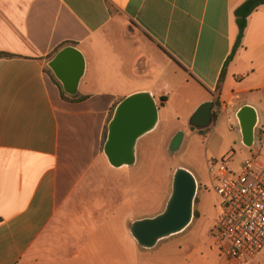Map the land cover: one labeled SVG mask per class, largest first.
<instances>
[{
  "label": "crops",
  "instance_id": "0c3cea01",
  "mask_svg": "<svg viewBox=\"0 0 264 264\" xmlns=\"http://www.w3.org/2000/svg\"><path fill=\"white\" fill-rule=\"evenodd\" d=\"M244 1L0 0V53L11 55L0 59V264H195L190 256L182 262L185 246L176 235L143 249L130 234L134 221L148 218L133 212L137 152L134 165L110 167L102 152L106 126L116 105L140 92L156 103L167 98L158 105L159 124L174 92L156 99L134 84V69L145 68L141 58L129 63L130 78L123 75L107 33L139 31L206 95L196 107L218 102L216 121L253 108L255 136L264 126V6L249 17L225 67L237 36L233 13ZM65 43L85 61L77 102L63 100L45 72ZM152 61L159 65L158 57ZM210 250L211 264H264V251L230 263L212 241Z\"/></svg>",
  "mask_w": 264,
  "mask_h": 264
},
{
  "label": "rangeland",
  "instance_id": "374dc122",
  "mask_svg": "<svg viewBox=\"0 0 264 264\" xmlns=\"http://www.w3.org/2000/svg\"><path fill=\"white\" fill-rule=\"evenodd\" d=\"M125 28L128 30L127 27ZM126 31L120 26V33L115 34L110 28L107 33L111 46L120 52L124 61L121 73L130 78L129 63L141 58L144 60L145 68L141 72L136 69L131 70L138 77V79L131 78L135 81L134 84L152 89L156 99L161 92L166 95L174 92L164 114L160 113L159 124L152 132L139 139L136 145L137 162L132 168L134 215L153 218L160 214L171 192L174 170L183 168L189 171L197 182L193 219L190 225L173 240L185 246L179 253L180 256L182 254L183 263L184 258L190 256L192 261L188 260V263L211 264L215 254L210 250L212 241L210 232L220 213V206L219 199L209 183L207 162L216 161L237 173L241 163L252 156L256 155L264 162V142L261 148L256 146L250 150L244 148L239 124L234 115L228 112L218 117L217 125L211 121L207 128L202 129L203 133L191 130L190 116L199 106L196 107L201 98L206 95L196 85L184 82V74L156 52L139 31L133 30L131 35ZM140 41L147 46L145 49L141 48ZM154 52L156 56L152 55ZM152 57H158L159 65L152 61ZM68 99L63 100L71 102ZM159 104L160 102L157 101V105ZM258 127L264 130V126L260 124ZM175 132H183L182 144L178 152L169 154L168 145Z\"/></svg>",
  "mask_w": 264,
  "mask_h": 264
},
{
  "label": "water",
  "instance_id": "95a60500",
  "mask_svg": "<svg viewBox=\"0 0 264 264\" xmlns=\"http://www.w3.org/2000/svg\"><path fill=\"white\" fill-rule=\"evenodd\" d=\"M47 67L66 95H77L85 61L75 47L67 46L59 50L47 63ZM213 107L214 102L199 105L189 120L190 127L196 130L207 128L213 119ZM236 118L242 144L251 148L257 123L256 112L244 106L239 109ZM158 120V105L151 94L140 92L122 99L114 108L106 126L102 152L109 166L118 169L134 165L137 142L156 128ZM183 136V132H177L172 137L168 145L169 154L178 152ZM196 192L197 182L193 175L183 168H176L163 211L153 218L136 220L131 224L130 234L137 245L143 249H152L159 241L183 232L193 219Z\"/></svg>",
  "mask_w": 264,
  "mask_h": 264
},
{
  "label": "built area",
  "instance_id": "2783aa9c",
  "mask_svg": "<svg viewBox=\"0 0 264 264\" xmlns=\"http://www.w3.org/2000/svg\"><path fill=\"white\" fill-rule=\"evenodd\" d=\"M263 141L260 130L253 146L261 148ZM207 173L220 206L210 232L213 247L230 263L256 257L264 251V162L252 156L236 173L212 161L207 162Z\"/></svg>",
  "mask_w": 264,
  "mask_h": 264
},
{
  "label": "trees",
  "instance_id": "16d2710c",
  "mask_svg": "<svg viewBox=\"0 0 264 264\" xmlns=\"http://www.w3.org/2000/svg\"><path fill=\"white\" fill-rule=\"evenodd\" d=\"M261 6H264V0H245L242 4H240L234 11L233 15H234V18H235V23H236V26H237V36H236V39H235V42L233 44V47L231 49V53L225 63V67L226 65L234 58V56L236 55V53L238 52V50L241 48V44H242V39L244 37V33H245V30L247 28V23H248V19L249 17ZM107 7L109 9V11L111 13H115V9L113 8V6L107 2ZM69 45H72V43H65L61 46H59L54 52L53 54H51L48 58H52L54 56V54H56L60 49L66 47V46H69ZM11 57V55H8V54H5V53H0V59H3V58H9ZM45 72L50 76V78L52 79V81L58 85V82L54 79L52 73L48 70V68H45ZM223 79H224V70L223 72L221 73V76L219 78V83H218V86L217 88H220V84L223 82ZM58 88L60 90V93H61V97L63 99H68L69 97H67L64 92L61 90L60 88V85H58ZM68 100H71V101H74V102H77V101H81L82 98L78 97V96H75V97H72V98H69ZM167 101V98L162 96L160 97V104L159 106H162V103L163 102H166ZM214 106H215V112L213 113V119H212V123H214L216 121V118H217V113H218V108H219V104L217 101L214 102ZM112 113H113V110L111 111V114H110V118L112 116ZM109 118V120H110ZM191 130H196L192 127H190ZM204 130H198L197 132L198 133H203ZM105 138H106V132L104 134V141H105Z\"/></svg>",
  "mask_w": 264,
  "mask_h": 264
}]
</instances>
